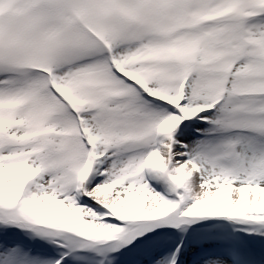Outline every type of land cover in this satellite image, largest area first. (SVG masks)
<instances>
[{
  "label": "snow or ice",
  "instance_id": "snow-or-ice-1",
  "mask_svg": "<svg viewBox=\"0 0 264 264\" xmlns=\"http://www.w3.org/2000/svg\"><path fill=\"white\" fill-rule=\"evenodd\" d=\"M0 264H264V0H0Z\"/></svg>",
  "mask_w": 264,
  "mask_h": 264
}]
</instances>
